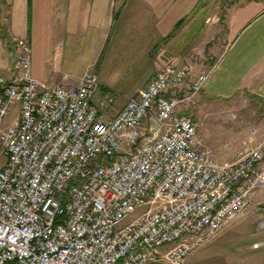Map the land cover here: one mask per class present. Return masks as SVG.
Listing matches in <instances>:
<instances>
[{"label": "built area", "instance_id": "2783aa9c", "mask_svg": "<svg viewBox=\"0 0 264 264\" xmlns=\"http://www.w3.org/2000/svg\"><path fill=\"white\" fill-rule=\"evenodd\" d=\"M14 48L0 81V264H187L190 240L219 235L264 188V138L220 163L186 113L207 75L187 85L189 69L167 64L107 119L114 97L93 73L45 85L28 41Z\"/></svg>", "mask_w": 264, "mask_h": 264}, {"label": "crops", "instance_id": "0c3cea01", "mask_svg": "<svg viewBox=\"0 0 264 264\" xmlns=\"http://www.w3.org/2000/svg\"><path fill=\"white\" fill-rule=\"evenodd\" d=\"M16 40L28 41L42 84L93 73L114 97L107 119L167 64L189 69L187 85L207 75L192 117L239 96L264 100V0H0V81L12 78Z\"/></svg>", "mask_w": 264, "mask_h": 264}, {"label": "rangeland", "instance_id": "374dc122", "mask_svg": "<svg viewBox=\"0 0 264 264\" xmlns=\"http://www.w3.org/2000/svg\"><path fill=\"white\" fill-rule=\"evenodd\" d=\"M229 3L224 2L223 5ZM16 118L12 113L6 124ZM198 135L220 163H233L246 146L254 147L264 138V100L239 96L215 103L193 117ZM254 133V134H252ZM3 159H0V169ZM253 205L216 237L195 245L187 264H264V229H258L260 211ZM255 244H262L254 248Z\"/></svg>", "mask_w": 264, "mask_h": 264}]
</instances>
